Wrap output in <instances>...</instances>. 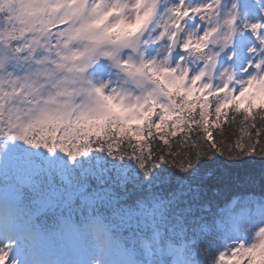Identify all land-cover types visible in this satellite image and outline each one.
<instances>
[{
    "label": "snow or ice",
    "instance_id": "6c2138e0",
    "mask_svg": "<svg viewBox=\"0 0 264 264\" xmlns=\"http://www.w3.org/2000/svg\"><path fill=\"white\" fill-rule=\"evenodd\" d=\"M0 264H264V0H0Z\"/></svg>",
    "mask_w": 264,
    "mask_h": 264
}]
</instances>
